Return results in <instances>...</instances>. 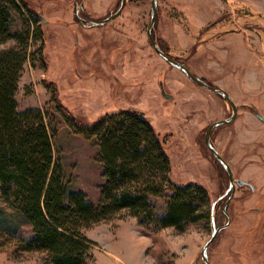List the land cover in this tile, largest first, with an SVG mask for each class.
I'll use <instances>...</instances> for the list:
<instances>
[{
  "label": "rangeland",
  "instance_id": "374dc122",
  "mask_svg": "<svg viewBox=\"0 0 264 264\" xmlns=\"http://www.w3.org/2000/svg\"><path fill=\"white\" fill-rule=\"evenodd\" d=\"M23 1L31 13L12 11L13 32L22 30L31 20L36 21L44 37L43 44L37 39L30 45L15 98L19 109L40 107L47 111L49 128L55 130V156L60 159L69 189L83 191L92 203H98L104 182L100 148L96 136L87 137L75 130L71 121L56 110L57 103L85 125L121 110H137L164 140L170 180L200 184L207 191L210 205L217 200L214 221L216 226L223 225L227 221L223 212L227 195L219 196L229 181L207 148L204 133L211 122L227 117L231 107L154 51L146 33L151 0H126L117 17L96 27L77 21L75 0ZM119 1L83 0L79 15L101 19L117 9ZM217 21L224 29L215 33L213 25ZM224 34L234 35L229 43L232 47L241 45L243 38L251 44V54L263 59L264 0H157L154 39L194 74H203L210 84L213 82L206 75L215 76L212 73L221 61L217 54L227 49L222 45L211 48L210 42L199 39ZM200 43L208 46L196 54ZM13 44V40L7 43ZM243 54L240 50L234 56ZM160 83L172 95L170 98L162 94ZM238 107L245 109L234 121L211 131V141L234 178L247 182L236 185L225 207L230 222L208 246L211 264H264V143L252 140L249 152L246 145L241 146L246 127L258 135H263L264 128L248 116V112L257 113L256 108ZM150 202L157 214L167 209L163 197H150ZM0 207H4L1 201ZM7 222L11 223L0 224V264H50L45 252L18 249V238L31 235L27 222L18 217ZM10 226L16 232L10 233ZM153 228L126 216L84 229V234L95 241L89 264H204L200 250L211 234L206 218L188 223L182 231ZM125 229L129 230L125 237L134 231L133 242L119 239L118 233Z\"/></svg>",
  "mask_w": 264,
  "mask_h": 264
},
{
  "label": "trees",
  "instance_id": "16d2710c",
  "mask_svg": "<svg viewBox=\"0 0 264 264\" xmlns=\"http://www.w3.org/2000/svg\"><path fill=\"white\" fill-rule=\"evenodd\" d=\"M23 9L31 13L23 0H0V201L4 204L0 224L18 217L30 225L31 235L18 238V249L45 252L50 264H89L95 241L84 229L126 216L135 217L141 226L180 231L206 218L211 230L207 191L194 182L170 180L164 140L137 110H121L85 125L57 103L56 110L75 130L96 136L100 148L104 182L98 203H92L83 191L69 189L55 156V130L49 128L47 111L19 109L15 98L30 45L37 39L43 44L44 37L31 20L13 32L12 11L21 14ZM37 17L41 20L39 13ZM11 40L14 44L7 45ZM153 196L166 200L164 213L154 211ZM7 229L16 232L15 227Z\"/></svg>",
  "mask_w": 264,
  "mask_h": 264
},
{
  "label": "crops",
  "instance_id": "0c3cea01",
  "mask_svg": "<svg viewBox=\"0 0 264 264\" xmlns=\"http://www.w3.org/2000/svg\"><path fill=\"white\" fill-rule=\"evenodd\" d=\"M214 26H216V29H213L215 33L224 29L221 28V25L218 23V21L213 25V27ZM207 37L209 36L206 35L199 40H206L205 43L210 42L209 46H211V48H219L222 45L224 46V48L226 47L227 50L225 49L226 51L223 50V52L220 51L219 54H217V57L219 59L221 58V61L218 60L216 72L212 73L215 76H211V74H208L206 76L210 78L213 84H216L222 89L226 90L236 105L253 106L254 108H256L257 113H253V111L248 112V116L254 118L256 122L261 123L264 128V124L262 123V121H264V58L260 59L255 55H252L250 47L251 44H249L243 38H241V45L235 46L233 44L232 47V45H230L229 43L234 40V35L230 36V34H224L221 36L213 37L211 39H206ZM205 43H200L197 46L196 54H200L199 52H202L204 48H206L205 46H208V44L205 45ZM234 48H237L236 51ZM262 48L264 50V44H262ZM240 50L244 52V54L241 56H234L235 52ZM227 51L232 53V55H229ZM211 60H213V57H211ZM205 61H207V59L204 57V62ZM201 70H203L202 72L206 71L204 70V68H202ZM200 75L204 76L203 74ZM243 109L245 108L238 107L237 113L240 114ZM258 115H260L262 118ZM245 130L247 131V133L243 132L242 134V148H245L246 145V149L249 152V148L252 146V140L264 143V132L263 135H258V133L255 134L254 132H252L249 127H246ZM133 232H131V234H133ZM124 233H129V230L125 229L120 231L118 233L120 236L119 239L128 238L129 240L131 239L132 242L134 241V236L130 234L126 235L128 237H125L123 235Z\"/></svg>",
  "mask_w": 264,
  "mask_h": 264
},
{
  "label": "water",
  "instance_id": "95a60500",
  "mask_svg": "<svg viewBox=\"0 0 264 264\" xmlns=\"http://www.w3.org/2000/svg\"><path fill=\"white\" fill-rule=\"evenodd\" d=\"M125 1L126 0H120L117 9H115L113 12H111L110 14H108L107 16H105L101 19H85L79 15V10L82 6L83 0H80V1L75 0L76 7H75L74 16L78 22H80L81 24H83L87 27L101 26V25L108 23L109 21H111L112 19H114L115 17H117L121 13L122 9L124 8ZM156 7H157V0H151L150 23H149V25L147 27V31H146L148 40H149L152 48L154 49V51L164 61H166L168 64L172 65L173 67H176L177 69H179L189 79H191L192 81H194L198 85H200V86L208 89L209 91H211V92L219 95L220 97H222L227 103H229V105L231 107V113L227 117H224L222 119L211 122L208 125V127L206 128L205 133H204V140H205L207 148L209 149V151L213 155L214 159L217 162H219L220 165L223 167V169L225 170V172L227 174V178L229 181V185H228L227 189L219 196V198H221L222 196L227 195V199H226V202H225L224 207H223V211L227 216V221L223 225H218V226L215 225V221H214V219H215V204H216L217 200H214L211 203V221H212L211 234H210L209 238L205 241V243L203 244V246L200 250V257H201L203 263L204 264H211L208 260V254H207L208 246L213 242L217 233L222 228L226 227L230 222V218H229L228 213L225 210V207L228 204V202L230 201V199L232 198L236 185H242V184L247 183L246 181H244L242 179L234 178V175L232 173V170H231L229 164L220 155V153L218 152V150L216 149V147L213 145V143L211 141V131L213 128H215L217 126H220L223 124H228V123H231L232 121H234V119L237 115L238 105H236L233 102L231 96L229 95V93L226 90L222 89L221 87H219L217 85L210 84L206 80H204L202 76L194 74L182 62L175 59L173 56H171L168 52L164 51L160 47V45L156 42V40L154 39V37L152 35V29H153L155 19H156ZM40 18H41V20L44 21L42 16H40ZM160 89H161L162 94L165 97L170 98L172 96L171 94H168L164 91V87H163L162 83H160ZM258 116L261 117L260 115H258Z\"/></svg>",
  "mask_w": 264,
  "mask_h": 264
},
{
  "label": "bare ground",
  "instance_id": "6f19581e",
  "mask_svg": "<svg viewBox=\"0 0 264 264\" xmlns=\"http://www.w3.org/2000/svg\"><path fill=\"white\" fill-rule=\"evenodd\" d=\"M231 168V167H230ZM232 170V169H231ZM117 258V257H116Z\"/></svg>",
  "mask_w": 264,
  "mask_h": 264
},
{
  "label": "flooded vegetation",
  "instance_id": "af4514ba",
  "mask_svg": "<svg viewBox=\"0 0 264 264\" xmlns=\"http://www.w3.org/2000/svg\"><path fill=\"white\" fill-rule=\"evenodd\" d=\"M224 212V211H223Z\"/></svg>",
  "mask_w": 264,
  "mask_h": 264
}]
</instances>
